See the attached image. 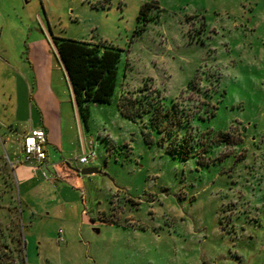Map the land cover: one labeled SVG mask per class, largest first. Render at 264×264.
<instances>
[{"label": "rangeland", "instance_id": "rangeland-1", "mask_svg": "<svg viewBox=\"0 0 264 264\" xmlns=\"http://www.w3.org/2000/svg\"><path fill=\"white\" fill-rule=\"evenodd\" d=\"M25 2L56 38L122 53L112 103L92 105L81 122L95 142L88 146L82 135L85 152L97 164L81 165L74 155L68 162L99 173L83 176L80 192L58 185L65 202L79 194L84 234L57 241L61 205L51 219L28 225L31 233L23 229L27 209L12 173L0 223L5 229L13 215L16 222L0 238V264L12 263L14 245L24 264H264V0ZM144 4L152 6L138 20ZM11 58L28 64L23 54ZM143 79L147 93L140 87L121 99L135 119L111 120L102 109L117 110L120 88ZM145 96L163 107L141 113ZM4 239H15L9 251Z\"/></svg>", "mask_w": 264, "mask_h": 264}, {"label": "crops", "instance_id": "crops-1", "mask_svg": "<svg viewBox=\"0 0 264 264\" xmlns=\"http://www.w3.org/2000/svg\"><path fill=\"white\" fill-rule=\"evenodd\" d=\"M24 4L23 0H0V184L4 186H0V197L7 195L13 173L22 187L20 201L27 209L28 222L23 229H28V225L35 228L34 221L42 216L51 219L56 207L61 205L65 224L64 231L60 229L57 232V241L63 243L65 233L70 239L84 234L80 226L83 211L79 194L74 193L72 200L65 202L62 197L64 187L58 185L81 191L77 189L83 186V176L76 174L68 162L73 155L77 162L85 151L82 135L88 146L93 147L95 142L82 129L69 79L52 40L55 35L50 21L45 24L40 15L34 18L24 9ZM16 54L25 55L28 64L15 63L11 57ZM145 80L135 88L122 86L116 103L142 88ZM153 87L156 88L155 85ZM116 109L102 110H109V116L114 120L120 114L118 107ZM103 124V136L108 138L113 134L112 130L108 131L106 123ZM34 129H43L47 134V168L44 170L36 168L35 164L23 163V139ZM92 162L97 164V160ZM10 164H14L13 169ZM9 205L11 209V202ZM15 222L13 215L5 229L0 223V238L9 236L6 234ZM32 230L27 231L31 233ZM96 230H93L94 234ZM48 241L44 236L46 246ZM2 242L10 248L13 240L4 239ZM42 243L43 240L40 245ZM12 249L11 264H24L22 251L20 255L18 249Z\"/></svg>", "mask_w": 264, "mask_h": 264}, {"label": "trees", "instance_id": "trees-1", "mask_svg": "<svg viewBox=\"0 0 264 264\" xmlns=\"http://www.w3.org/2000/svg\"><path fill=\"white\" fill-rule=\"evenodd\" d=\"M151 6L144 4L141 7L138 20H146L147 10ZM52 40L69 79L79 118L84 125H87L92 105L106 106L112 103L117 86V71L122 51L103 43L93 45L86 42L56 37H53ZM148 89L149 87L145 83L138 92L144 94V92L147 93L149 91ZM157 98L145 96L143 102L142 99L138 101L141 107V113L144 109L145 112L151 113L154 110L151 105H154L156 102L158 107L162 105L161 98L160 100L159 97ZM123 100L116 103L120 114L134 120L135 115L125 112ZM5 246L3 245V248ZM6 247L9 251V247ZM21 251L22 248L19 247L18 252L20 255Z\"/></svg>", "mask_w": 264, "mask_h": 264}, {"label": "built area", "instance_id": "built-area-1", "mask_svg": "<svg viewBox=\"0 0 264 264\" xmlns=\"http://www.w3.org/2000/svg\"><path fill=\"white\" fill-rule=\"evenodd\" d=\"M47 144V134L43 129L31 130L23 139V163L35 164L36 168H47V155L45 152V146ZM91 161H95V154L93 151L86 153L83 151L82 155L77 159V162L81 165L88 164ZM13 169L14 164H10ZM62 241V238H59Z\"/></svg>", "mask_w": 264, "mask_h": 264}, {"label": "water", "instance_id": "water-1", "mask_svg": "<svg viewBox=\"0 0 264 264\" xmlns=\"http://www.w3.org/2000/svg\"><path fill=\"white\" fill-rule=\"evenodd\" d=\"M74 172L80 176H89L91 174L99 173L96 168H84L82 170H74ZM96 234H99L98 230H96Z\"/></svg>", "mask_w": 264, "mask_h": 264}]
</instances>
